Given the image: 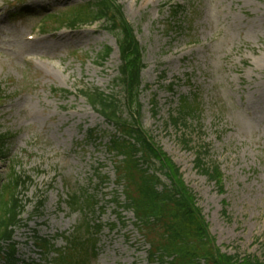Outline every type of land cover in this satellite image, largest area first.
<instances>
[{
    "label": "rangeland",
    "instance_id": "obj_1",
    "mask_svg": "<svg viewBox=\"0 0 264 264\" xmlns=\"http://www.w3.org/2000/svg\"><path fill=\"white\" fill-rule=\"evenodd\" d=\"M90 1L0 0V132L13 135L0 176L15 159L16 171L30 177L12 264L41 263L36 236L62 249L85 218L101 223L91 264H152L132 211L112 201L124 203L117 157L107 149L114 129L80 95L89 87L120 95L115 37L102 22L55 30L46 19ZM115 2L145 65L139 123L179 168L220 251L264 264V0ZM174 3L182 10L172 20ZM105 47L111 52L101 57ZM181 96L196 98L198 111L174 123ZM90 129L99 139L85 140ZM199 152L218 182L197 168ZM69 187L95 196L91 213L67 207ZM5 248L0 264H8Z\"/></svg>",
    "mask_w": 264,
    "mask_h": 264
},
{
    "label": "trees",
    "instance_id": "obj_2",
    "mask_svg": "<svg viewBox=\"0 0 264 264\" xmlns=\"http://www.w3.org/2000/svg\"><path fill=\"white\" fill-rule=\"evenodd\" d=\"M170 19H175L182 7L179 4L168 6ZM55 29L74 28L78 25L103 21L106 28L115 36L119 51L120 66L115 84L122 87L123 97L118 100L112 94H105L97 88H85L82 95L91 107L99 112L108 123L115 125L108 138L107 149L117 159L113 167L115 184L121 186L124 203L112 201L117 207L129 209L134 215V224L148 245L147 256L152 264H262L258 259L228 255L215 245L209 234L207 223L196 205V197L182 179L179 168L162 149L133 120L132 112L140 108V72L144 68L141 49L133 30L124 19L121 6L114 0H94L85 5H77L50 15ZM170 21L167 20L169 26ZM110 53L105 47L101 57ZM65 92V91H63ZM66 93V92H65ZM196 98L181 96L169 120L184 123L195 116ZM122 108L127 117H122ZM9 132H0V158L7 157ZM97 132L90 129L86 140H96ZM185 142V141H184ZM186 145V142L184 143ZM197 153L196 166L211 180L218 182L216 168L205 167ZM15 159L11 160L4 177L0 176V253L6 250L8 259L15 251L12 236L14 230L24 225L21 215L24 212L21 196L26 191L30 177L15 169ZM95 175L101 182L107 180L98 169ZM165 179L163 183L161 178ZM64 202L71 211L91 213L96 207L95 196L69 187ZM44 199L34 203V210L40 212ZM92 222L91 224L89 222ZM114 225L111 224V228ZM100 229L97 221L85 218L68 236H64L66 247L53 248L49 239L36 236V246L46 256L53 252L49 261L53 264H91L96 257V233ZM76 232V233H75ZM45 264H48L44 258Z\"/></svg>",
    "mask_w": 264,
    "mask_h": 264
}]
</instances>
